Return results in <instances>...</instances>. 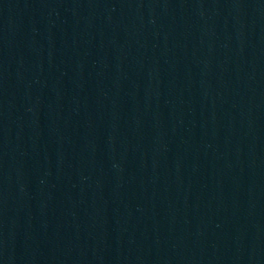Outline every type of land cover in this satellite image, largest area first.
Segmentation results:
<instances>
[{"label": "water", "instance_id": "1", "mask_svg": "<svg viewBox=\"0 0 264 264\" xmlns=\"http://www.w3.org/2000/svg\"><path fill=\"white\" fill-rule=\"evenodd\" d=\"M0 264H264V0H0Z\"/></svg>", "mask_w": 264, "mask_h": 264}]
</instances>
